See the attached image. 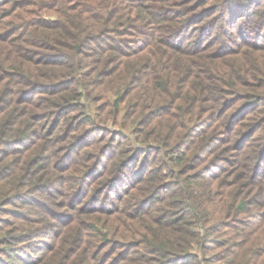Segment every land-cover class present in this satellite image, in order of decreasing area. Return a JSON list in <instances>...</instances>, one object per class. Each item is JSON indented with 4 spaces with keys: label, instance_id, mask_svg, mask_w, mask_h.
Returning <instances> with one entry per match:
<instances>
[{
    "label": "trees",
    "instance_id": "1",
    "mask_svg": "<svg viewBox=\"0 0 264 264\" xmlns=\"http://www.w3.org/2000/svg\"><path fill=\"white\" fill-rule=\"evenodd\" d=\"M9 2L0 210L40 206L45 223L55 211L34 195L63 197L76 264H264V0H62L52 19ZM60 136L58 165L13 166V149ZM20 218L0 217V264H45L30 253L38 221Z\"/></svg>",
    "mask_w": 264,
    "mask_h": 264
},
{
    "label": "rangeland",
    "instance_id": "2",
    "mask_svg": "<svg viewBox=\"0 0 264 264\" xmlns=\"http://www.w3.org/2000/svg\"><path fill=\"white\" fill-rule=\"evenodd\" d=\"M31 1L36 2V0H31ZM38 1L41 3L40 7L42 8L41 12L43 13L42 14L43 17H47L51 19L56 17L55 12H54L55 7L62 0H38ZM11 4L12 2H9L8 3L9 6H7V0H4V1L0 0V17H2V15L6 13V9H8ZM127 133L128 132H125L124 135H128ZM112 134L113 136L116 135L115 133H112ZM61 136L56 140L50 139V140H45V141L40 142V147H39L40 149L38 153L34 152V150L38 147V144H37L38 141L35 138L31 139V143H29V145L31 144L30 148L25 149L27 146H29L27 145L26 147L23 146L20 148L13 149L12 156H14L15 158L13 166H18V164L22 160L21 157L23 154H29V155H35V156L43 155L44 158H48L50 159V161H53L54 163L56 162V165H58V163L60 162L58 160V157L62 155L58 153H61V151L64 150L66 146L65 142H61ZM110 136H111V133H107V132L102 133L101 131L97 130L94 133L93 132L90 133L88 141L89 142L99 141L100 142L99 145L103 146L107 143ZM0 157H2V153H0ZM167 157L172 158L175 156L174 154L169 152ZM12 158L13 157H11L10 159ZM25 160H28V159H25ZM221 165L222 164L220 163L219 167L217 168V171H219V168ZM66 166L67 165L63 166V169ZM63 169L61 168V171L57 173V177H61L62 179H66L67 177L73 178V175L75 173H72L71 171L67 172V171H64ZM74 177L77 178L78 175L75 174ZM63 181L62 183L61 182L55 183L53 186V189L50 190L51 192L52 191L55 192V196L61 195L62 193L61 188L64 189ZM37 195H34L35 202L40 201V203H45V206H50L52 210L55 211L52 216H49L46 219L45 223H42L41 220L40 221L38 220L40 216L37 213V211L41 210L40 206H31V205L26 206L24 203L20 202L18 204L15 202H11V200H8L6 204L2 207V209L4 210H0V217H5V218L9 217V219L12 220L13 223L14 222L21 223V221L23 220L20 217H28L29 219L38 221V222H34L33 224L35 228L36 237H33L32 239V244L35 250L34 252L30 251V253L33 255L31 258L38 257L37 259H35V261H38V260L44 261L45 264H59L60 262H62V264H69L71 261L69 258L73 259L72 255L75 249L79 247L78 233L69 234L66 231L65 221L66 223L69 221V218H70L69 215H71L70 214L71 212L68 210L69 208L67 207L59 208L58 205L60 203L58 202L64 201L63 197L56 196L57 204L51 206L49 200L45 198V196H43L41 200V198H39ZM31 197H32L31 194L29 195V197H26L27 201L30 202ZM91 197L92 195H90L89 198L84 199V203L88 204L89 202H91ZM74 199H75L74 196L69 197V200L66 202L67 204H69V207L72 205L71 203H73L74 201L75 203H77L78 200L77 199L74 200ZM111 199L114 200L115 196H112ZM91 206L92 204L89 205V207ZM37 228H39V230H36ZM56 244H61L63 248L62 251H60L61 257L59 255L58 258H54L53 253L51 252L53 251L54 246ZM73 264H76L74 259H73ZM214 264H221V263H214Z\"/></svg>",
    "mask_w": 264,
    "mask_h": 264
}]
</instances>
